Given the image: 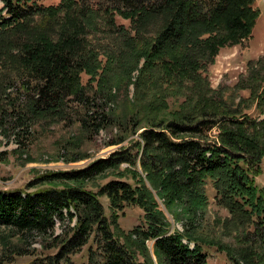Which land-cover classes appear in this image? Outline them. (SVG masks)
<instances>
[{
    "label": "trees",
    "instance_id": "trees-1",
    "mask_svg": "<svg viewBox=\"0 0 264 264\" xmlns=\"http://www.w3.org/2000/svg\"><path fill=\"white\" fill-rule=\"evenodd\" d=\"M0 3V128L18 140L15 152L25 153V141L32 142L31 131L41 124H76L85 141L114 129L108 147L131 138L81 168L42 173L23 189H0V229L20 243L31 246L40 237L46 250L55 249L33 264H72L85 246L87 264H207L202 245L223 247L199 233L206 180L229 214L222 225L241 232L224 249L232 263L264 264V188L255 182L264 162V119L241 114L253 106L264 114V57L247 62L236 86L248 89L249 98L236 104L225 99V87L211 88L203 76L221 50L250 39L259 16L255 0ZM101 54L110 57L104 70L115 63L111 77ZM121 84L126 92L132 86L133 96L119 115L108 104H117L111 91ZM76 146L74 140L63 149ZM107 173L115 178L88 189ZM100 197L108 200V217ZM130 206L143 212V221L124 232L118 218ZM56 220L69 225L54 236ZM247 226L253 230L243 234Z\"/></svg>",
    "mask_w": 264,
    "mask_h": 264
},
{
    "label": "rangeland",
    "instance_id": "rangeland-1",
    "mask_svg": "<svg viewBox=\"0 0 264 264\" xmlns=\"http://www.w3.org/2000/svg\"><path fill=\"white\" fill-rule=\"evenodd\" d=\"M35 1L45 7L57 6L60 2V0ZM1 7L2 4L0 3ZM254 8L258 11L259 16L250 39L241 46L221 50L215 58L214 64L209 66L207 72L203 74V76L207 77L211 88L225 87L224 97L232 104H236L240 98H249L248 89H241L236 86L237 81L246 76L247 62L257 61L259 58L264 57V0H255ZM117 22L125 27L129 25L127 21L117 19ZM96 36L103 38V35ZM109 58L106 54L99 56L98 61L103 70ZM114 67L115 63L112 64L111 70H104V73L108 77H111L112 74L110 72L114 71ZM136 75L137 73L134 72L132 77L134 78ZM4 76L5 68L0 65V90L3 89L1 83L4 81ZM81 79L82 83L86 84L90 78L88 75L83 74ZM97 80L92 84V87L96 88ZM114 81H117V79ZM116 86H112L111 94L118 97L117 104L113 103V100L108 104V107H110V110H113L114 114L120 115V111L124 110L127 106L126 96L129 100L133 96V87L129 86L128 92H126L124 84L120 85L121 88L118 91ZM173 87L174 84H171V88ZM9 93H11V90ZM168 103L171 108L177 106L175 99L171 96L168 98ZM241 114L247 115L251 119H264V114H258L254 106L248 109H242ZM31 133H33L32 142L29 140L25 141V153L21 156L15 152V149L18 147L17 145H19L16 143L18 140L12 135L9 137L0 128V189L5 191L23 189L42 173L69 171L81 168L95 159L107 157L115 149L126 147L128 141L131 139H126L120 145L108 147L107 144L112 139H115L114 137L117 135L116 130L111 129L100 132L93 140L85 141V139H82L81 132L76 124L71 126L65 124L53 126L50 124H41L33 127ZM215 134V130L211 132V135L214 136ZM74 140L79 141V146H76L78 149L72 150V152H66L63 149L64 145L67 142L72 143ZM83 154L87 156V159L79 162H70L67 160L70 157ZM121 168H128V165L123 164ZM260 170V174L255 177V182L259 188H264V162L261 163ZM114 178L115 176L112 173H107L105 176L97 178L94 183H90L88 189L97 191L99 186L104 185ZM205 192L208 206L199 233L201 237L210 239L208 241H215L223 247L221 249L219 246H211L208 243L202 245V249L207 255V264H233L225 251L227 250L225 247L233 248L234 235L241 232L231 225L229 227L222 225L223 220L228 218L229 214L227 210L216 204V194L210 180H206ZM100 202L103 205L105 215L108 217L110 214L108 200L105 197H100ZM142 217L143 212L138 207H126L122 214H119L118 224L124 232H128L142 223ZM167 218L172 224V229L182 231L180 224L174 223L171 216H167ZM68 225L67 222L60 223L56 220L54 236L61 235L63 229ZM252 230L253 228H248L247 226L242 233L246 234L247 231L250 232ZM8 236V231L0 229V264H33L32 262L35 259H43L46 256L53 255L55 252V249L46 250V245L48 244L44 245V240L40 237H35L34 240H31L32 244L29 246L28 243H20L17 237ZM71 261L72 264H87V246L78 254L71 256Z\"/></svg>",
    "mask_w": 264,
    "mask_h": 264
}]
</instances>
